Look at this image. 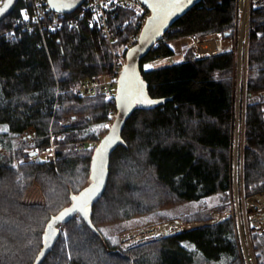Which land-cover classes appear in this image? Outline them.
<instances>
[{"label":"trees","instance_id":"16d2710c","mask_svg":"<svg viewBox=\"0 0 264 264\" xmlns=\"http://www.w3.org/2000/svg\"><path fill=\"white\" fill-rule=\"evenodd\" d=\"M28 7L29 0H19L0 22V264L34 262L50 217L89 183L94 143L107 133L103 125L112 120L109 108L115 107L99 91L79 96L73 90L108 74L113 65L110 46L89 15L74 28L4 34L11 26L5 20ZM138 16L132 6L111 2L106 7L117 55L128 49ZM236 18L237 0H201L140 60L149 96L167 101L136 107L126 120L125 144L110 156L106 189L88 207L98 233L75 216L60 225L66 235L59 230L41 264H245L230 218L127 249L103 238L98 229L181 202L227 196L232 187L233 53L196 58L187 50L177 63L148 69L144 64L171 56L169 43L177 39L218 33L231 38ZM248 29L244 197L264 192V6L250 11ZM30 128L35 139L27 149H13L12 143ZM78 142L87 145L76 150ZM52 148L55 158L49 160ZM251 242L256 263L263 264L264 237L253 234Z\"/></svg>","mask_w":264,"mask_h":264},{"label":"rangeland","instance_id":"374dc122","mask_svg":"<svg viewBox=\"0 0 264 264\" xmlns=\"http://www.w3.org/2000/svg\"><path fill=\"white\" fill-rule=\"evenodd\" d=\"M248 32L247 34H244V37L240 38V36H237L236 31H234L233 36L231 38H228V41H226L227 43H229L231 48L230 51L233 53L235 82L232 148V187L230 191L226 193L227 196L223 193H217L211 196H207L200 201L181 202L172 206H168L166 208L149 212L144 215L134 216L114 223L101 224L98 229L100 230L103 238L113 242L114 244L116 243L121 248L127 249L132 246L163 239L177 234L178 232L180 233V231L183 232L200 225L217 223L225 220L226 218H230L234 224L239 245L241 244V231H248L251 245V236L253 234H258L264 237V206L260 205L261 203H264V199L258 202L259 205H254L250 201H248L247 203V200H250V198L255 195L244 197L241 186V154L244 136V114L246 103L249 100V95L246 92L248 74ZM203 43H205V41H203L202 39V44ZM211 45L213 44H207V47L211 48ZM203 49L205 48L203 47ZM216 49L219 48L216 47ZM192 50L193 46L189 47V55L194 56L195 53L196 58L215 55L212 54L213 49L204 51V53H201V50L199 48L195 50V52ZM117 58H122L125 60V54L123 56L118 54ZM185 58L186 54L184 59ZM163 64V60L157 58L152 62V64L150 65L151 67L148 68L164 66ZM147 65V63L144 64V67ZM112 121L113 120L107 122L106 125L110 127ZM98 128L101 129L102 125L98 126ZM34 136L35 133L33 129H27L24 135H20V137L16 139L14 143H12L14 144L13 149H27L26 147L29 146L28 144H30L32 140H34ZM23 140H25L26 142L24 143ZM98 142L94 144L97 145ZM21 143L25 147H21ZM12 163L14 162L12 161ZM121 168L123 167L121 166ZM262 193L256 195H261ZM254 219L260 221L255 224ZM162 224H169L172 226L173 224H177L179 227L176 228V231L174 230L172 233H169L167 235L143 234L145 230L155 226H160ZM260 224L262 225V227L256 226ZM59 230L62 231V235L64 237L66 235L65 229L60 226ZM252 250L254 256L256 257L253 245ZM240 253L243 257L241 245Z\"/></svg>","mask_w":264,"mask_h":264},{"label":"water","instance_id":"95a60500","mask_svg":"<svg viewBox=\"0 0 264 264\" xmlns=\"http://www.w3.org/2000/svg\"><path fill=\"white\" fill-rule=\"evenodd\" d=\"M18 1L19 0H11V3H9V0L2 1L0 9H4V11L0 14V22L12 13ZM85 1L86 0H47V3L49 8L55 13L71 14ZM139 1L148 8L150 14L141 28L137 43L128 48L125 52V62L119 73L115 94L117 112L107 133L100 139L93 150L90 161V181L78 193L70 195V203L67 206L50 217L45 225L42 248L32 264H41L44 261L59 238V226L70 221L75 216H80L94 233H98V230L90 220L89 213L87 217H84L80 213L73 212L62 220H58L57 218L67 209L72 208L86 192L95 190V195L89 201L88 207L103 195L109 177L108 165L110 156L119 145L125 144L121 138L122 130L126 120L132 115L135 108H153L163 105L167 101L165 98L154 99L149 96L141 77L140 60L149 53L158 38L172 26L173 23L201 0H190V2L189 0H183L179 10L171 6L174 0ZM6 4L8 7L5 9ZM141 93L143 94V98L157 101L158 103L152 105L138 103L137 100L141 98ZM35 155V152L30 154V156ZM50 224L52 225L51 228L49 227Z\"/></svg>","mask_w":264,"mask_h":264},{"label":"built area","instance_id":"2783aa9c","mask_svg":"<svg viewBox=\"0 0 264 264\" xmlns=\"http://www.w3.org/2000/svg\"><path fill=\"white\" fill-rule=\"evenodd\" d=\"M2 1L3 0H0V3ZM111 2L125 7L132 6L137 8L139 11V16L133 26V32L131 33L128 40V48H130L137 43L141 28L150 14L148 8L139 0H86L76 11L72 13V15L69 14V16H65L67 14L53 12L49 8L47 0H29V7L22 8L20 10L19 17L5 20L4 25L11 24V26L6 28L3 33L13 36L14 34H18L20 32L30 33L35 29L53 32L59 31L64 26L74 28L78 26V22L81 19H83L86 15H89L88 20L90 23L92 24L94 22L101 29L103 36L106 38L110 46L113 57V65L108 74L83 81L73 90L79 96L91 95L99 91L105 95V98L108 102L112 103L115 102L117 80L125 60L122 58H117V54L113 48L115 36L111 28L108 26L106 20V7ZM262 6H264V0H237V18L235 22V31L237 36H240L241 38L244 37V34H247L249 28L250 11L259 9ZM22 13H26L29 18L25 20ZM217 35L222 36V33H218ZM116 112V107L109 108L111 119L114 118ZM24 133L22 135H24ZM86 145L87 143L85 142H78L74 145V149H83L86 147ZM51 151L52 152L47 156L49 160H53L55 158L53 148ZM248 201L249 199L247 200V203ZM258 221L260 220H255L254 223L256 224ZM256 226L262 227L261 224ZM240 235V245L245 264H257L249 240L248 231H241Z\"/></svg>","mask_w":264,"mask_h":264},{"label":"crops","instance_id":"0c3cea01","mask_svg":"<svg viewBox=\"0 0 264 264\" xmlns=\"http://www.w3.org/2000/svg\"><path fill=\"white\" fill-rule=\"evenodd\" d=\"M202 39H203V41H205V43H203V44H202ZM226 41H228V38H226L224 36H219L217 34H210V35H207V36L202 37V38L191 35V36L179 39V40L171 41L169 43V46L172 49L173 54L171 56L161 57L159 59L163 60L164 66L183 61L185 54H186V51L191 46H193L192 51H194V52L198 48L201 50V53L202 52L204 53V51H209L210 49H213L212 50L213 53L211 52L212 54H219L222 52H228V51H230L231 48H230L229 43H227ZM217 42H218V44H217ZM207 44L208 45L213 44V45H211V48H208ZM203 47L205 49H203ZM216 47H218L219 49H216ZM194 56H195V53H194ZM152 62H149L147 64L151 65Z\"/></svg>","mask_w":264,"mask_h":264},{"label":"snow or ice","instance_id":"6c2138e0","mask_svg":"<svg viewBox=\"0 0 264 264\" xmlns=\"http://www.w3.org/2000/svg\"><path fill=\"white\" fill-rule=\"evenodd\" d=\"M183 0H174L173 4L171 5L172 7L176 8V10H179L180 5L182 4ZM190 2V0H189ZM9 3H11V0H9ZM8 7V5H5V9ZM4 11V9H0V14H2ZM23 18L25 20H27L29 17L27 16L26 13H22ZM146 68L151 67L150 65L145 66ZM138 103L141 104H146V105H152L155 103H158L157 101H153L150 99H145L143 98V94L141 93V98L137 100ZM103 127L107 128L109 127L108 125H103ZM115 127V126H113ZM101 178H102V173H101ZM95 195V190H92L90 192H86L85 194L82 195V197L79 199V201L73 205L72 208L67 209L64 213L61 214L60 217H58V220H62L65 217H68L71 213L73 212H77L80 213L81 215H83L84 217H87L88 212V205H89V201L94 197ZM49 227L51 228L52 225L50 224ZM43 254V253H42Z\"/></svg>","mask_w":264,"mask_h":264},{"label":"bare ground","instance_id":"6f19581e","mask_svg":"<svg viewBox=\"0 0 264 264\" xmlns=\"http://www.w3.org/2000/svg\"><path fill=\"white\" fill-rule=\"evenodd\" d=\"M112 120H114V118ZM262 199H264V193H262L261 195H255V196L251 197L249 201L252 202L254 205H259L258 202H260V200H262ZM260 205L264 206V203H261ZM254 221H255V219H254ZM174 225H175V227H174ZM178 227L179 226L177 224H173V226L169 225V224H162L160 226H155V227H152V228L145 230L143 232V234L144 235H167L169 233H172L174 230L176 231L177 230L176 228H178Z\"/></svg>","mask_w":264,"mask_h":264}]
</instances>
